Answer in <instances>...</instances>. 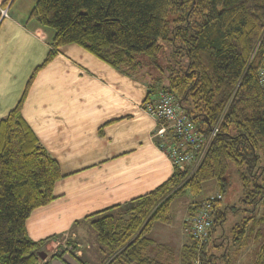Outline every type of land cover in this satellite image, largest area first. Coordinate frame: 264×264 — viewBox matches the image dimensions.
I'll return each mask as SVG.
<instances>
[{
	"label": "trees",
	"instance_id": "obj_1",
	"mask_svg": "<svg viewBox=\"0 0 264 264\" xmlns=\"http://www.w3.org/2000/svg\"><path fill=\"white\" fill-rule=\"evenodd\" d=\"M29 18L52 29L53 37L16 104L0 117V264H38V253L54 239L34 241L27 235L26 219L54 198L61 172L21 110L35 73L65 44H77L120 73L143 80L144 108L157 91L167 90L198 132L208 137L216 127L194 168L174 165L169 178L143 196L85 218L101 245L99 264H172L144 253L155 243L152 227L170 225L173 201L197 195L206 181L215 180L223 195L235 173L241 201L255 212L264 197V93L257 82L261 53L253 51L264 32V0H36ZM166 46L174 62L161 64ZM202 200L193 201L187 216ZM221 204L213 203V222L200 251L191 238L181 246L180 264H193L197 253L202 264H215L211 233L227 210L237 209ZM250 217L235 223L234 240ZM220 258L230 264L225 254ZM254 264H264V241Z\"/></svg>",
	"mask_w": 264,
	"mask_h": 264
},
{
	"label": "crops",
	"instance_id": "obj_2",
	"mask_svg": "<svg viewBox=\"0 0 264 264\" xmlns=\"http://www.w3.org/2000/svg\"><path fill=\"white\" fill-rule=\"evenodd\" d=\"M35 1L0 0V11L6 9V16H0V117L14 107L50 49L53 31L29 18ZM147 90L143 80L120 73L74 43L59 47L37 70L21 112L57 161L61 177L54 183V198L34 208L26 219L31 240L54 236L48 242L59 248L63 245L66 250L62 255L77 262L72 264H86L87 241L82 237L90 231L85 218L141 197L169 178L172 162L154 134L155 118L143 107ZM187 206L186 202L184 211ZM183 214L178 227H170L173 217L170 225L152 227L155 243L145 249L148 257L180 264L181 246L191 238ZM257 217L246 222L240 239L232 237L226 248L220 249L218 244L217 251L213 247L211 252L219 255L215 264L223 262L222 254L230 264H254L263 243L257 250L262 224ZM222 233L224 236V231L215 229L209 241ZM169 239L174 240L175 248L167 243ZM93 241L98 243L99 262L101 245L96 236Z\"/></svg>",
	"mask_w": 264,
	"mask_h": 264
},
{
	"label": "built area",
	"instance_id": "obj_3",
	"mask_svg": "<svg viewBox=\"0 0 264 264\" xmlns=\"http://www.w3.org/2000/svg\"><path fill=\"white\" fill-rule=\"evenodd\" d=\"M0 16H6V9H1ZM257 50L261 53V65L257 70V82L264 93V32L257 41L253 54ZM145 109L157 122L154 134L161 139L160 146L168 155L172 165L194 168L203 155L210 138L215 133L216 127L208 137L198 132L193 121L186 115L175 96L167 90H159L150 97ZM196 151H200L198 156ZM221 198L222 194L220 192L206 196L193 214L184 219V221L190 223L189 233L197 252L200 251L202 244L208 239L213 222V203L221 200ZM48 260L49 256L44 260V263ZM193 264H202L198 253L193 259Z\"/></svg>",
	"mask_w": 264,
	"mask_h": 264
},
{
	"label": "rangeland",
	"instance_id": "obj_4",
	"mask_svg": "<svg viewBox=\"0 0 264 264\" xmlns=\"http://www.w3.org/2000/svg\"><path fill=\"white\" fill-rule=\"evenodd\" d=\"M52 30V29H51ZM176 45H179L178 41H175ZM170 60L171 62L173 61V57L171 55V50L169 48V46H166L165 52L158 58V61L163 64L165 62V60ZM180 62L183 64L186 62L185 56H182L180 58ZM146 69H150L148 67H146ZM151 75H153L154 73H156V71H154V69H150ZM155 75V74H154ZM153 75V76H154ZM218 188L217 186V182L215 180H209L206 181L203 186L201 191L197 194V195H192L190 193H186L183 196H180L178 198H176L171 206V213L173 216V222L172 225L170 227H178L179 223H180V219H181V215L183 214V219H185L187 217V210L188 208L185 210L186 208V202L188 204L187 207H189L190 205H192L193 203V198H200L205 196L208 192H214L215 189ZM241 185L239 182V178L235 173H232L230 176V184L226 187L223 195H222V204L221 206H235V208H237L235 211H231V210H227V214H226V219L222 222L221 225L217 226L215 229L216 230H222L224 231L225 235L222 236L220 235L219 237L215 239L209 241V247H210V251L213 249L214 246H216V251H217V246H219L218 244L221 245L220 249L222 247H228L229 244L232 242H228L229 240H233L232 237L234 235V233H232V229L235 225L236 222H238L244 215H246L245 217H250V216H256L258 215V220L257 222H262V224L260 225V231H261V238L258 240V243L256 244L257 246V250L260 247L261 243L264 241V197L262 198V200L257 203L255 206V208L253 209L255 212L251 211V206L248 204H245L243 201H241ZM256 214V215H255ZM262 218V219H261ZM182 219V220H183ZM183 224H184V220H183ZM184 225L190 226V223L187 222ZM214 229V230H215ZM89 231L90 233H86L82 238L85 239V241H87V245H84V250H85V255H86V264H99L98 262V258H97V254H98V250H97V242L93 241V236H96L95 231L91 228V226L89 225ZM259 231V230H258ZM259 231V232H260ZM152 235V234H151ZM226 236V237H225ZM156 239H160V236L155 235ZM217 242V244L215 243ZM167 243H170L174 246L175 248V242L172 239H169L167 241ZM57 244V243H56ZM54 244L47 242V244L44 246L43 248V252L46 253V256H49V261L53 258L59 257L57 255L60 254V252H62L63 245L62 247H58V245H54ZM214 256L217 259V256L219 257V255H215ZM48 261V262H49ZM47 263V262H46ZM45 263V264H46ZM38 264H43V261H39Z\"/></svg>",
	"mask_w": 264,
	"mask_h": 264
},
{
	"label": "water",
	"instance_id": "obj_5",
	"mask_svg": "<svg viewBox=\"0 0 264 264\" xmlns=\"http://www.w3.org/2000/svg\"><path fill=\"white\" fill-rule=\"evenodd\" d=\"M38 256L40 260H44L46 257V253L42 251L38 253ZM71 261L73 263H77L75 260H73V258L70 255L66 254V255H62L60 258H53L46 264H72Z\"/></svg>",
	"mask_w": 264,
	"mask_h": 264
},
{
	"label": "flooded vegetation",
	"instance_id": "obj_6",
	"mask_svg": "<svg viewBox=\"0 0 264 264\" xmlns=\"http://www.w3.org/2000/svg\"><path fill=\"white\" fill-rule=\"evenodd\" d=\"M61 257V256H60ZM60 257H56V258H60Z\"/></svg>",
	"mask_w": 264,
	"mask_h": 264
}]
</instances>
